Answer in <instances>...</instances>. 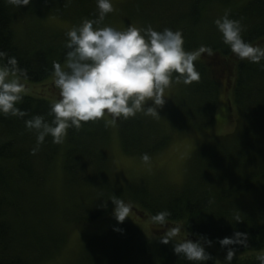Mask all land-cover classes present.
Masks as SVG:
<instances>
[{
  "label": "trees",
  "instance_id": "obj_1",
  "mask_svg": "<svg viewBox=\"0 0 264 264\" xmlns=\"http://www.w3.org/2000/svg\"><path fill=\"white\" fill-rule=\"evenodd\" d=\"M38 1L30 2L25 9L10 0H0V50L7 54L0 58V64L14 57L17 68L26 74L21 80L34 83L53 72L54 62L65 60L66 32L85 19H96L99 11L96 0ZM235 1H134V12L128 17L137 20L140 27L180 30L186 50L194 51L204 45L212 49V54L204 53L194 62L200 73L199 81L185 84L179 79L184 84L182 93L178 104L165 114L166 127L163 121L144 113L116 119L114 124L123 152L130 156H149L165 148L175 130L208 128L216 114L222 84L231 87L232 98L228 101L239 110L236 122L242 119L244 123L235 132L243 133L244 139L220 152L219 159L202 158L205 168L192 170L190 174L196 176L189 174L181 186L159 192L156 190L159 187L147 183L131 188L129 183L127 188L117 187L105 151L110 139L108 119L82 122L79 129L69 128L61 155L68 195L80 196L76 203L86 198V203L93 206L79 214L77 221H89L109 212L114 207L113 195L130 202L133 211L144 212L150 218L165 210L170 213L164 224L154 222L157 227L149 238L142 237L139 226L117 223L110 228V235L109 232L106 235L109 238L98 242L99 250L88 260L90 264H192L174 253L173 246L179 240L160 242L179 221H183L188 239L195 241L204 235L223 250L242 253L232 258L230 264H260L257 257L264 255V60L253 63L238 58L223 42L213 22L218 17L212 10L219 13L222 7L231 8L230 18L241 22L244 40L264 47V0H247L238 5ZM53 11L71 26L48 31L31 21L35 16ZM21 13L24 30L23 37H18L14 22ZM39 87L37 91L41 93ZM51 88L59 99V89L54 83ZM53 104L44 97L23 94V99L17 102L23 115L0 113V264L42 263L54 256L65 237V230L57 224L61 218L68 222L66 208L61 206L59 211V201L56 202L48 188V177L62 143H54L49 135L37 147L36 133L26 125L27 120L37 115L51 122ZM242 168L244 174L239 171ZM206 173L211 176L209 181ZM248 191L260 195L259 208L235 213L230 209L237 205L235 197ZM236 233L246 234L247 242L219 243L225 237L235 239ZM205 248L212 259L204 264H215L214 252L207 244Z\"/></svg>",
  "mask_w": 264,
  "mask_h": 264
},
{
  "label": "clouds",
  "instance_id": "obj_2",
  "mask_svg": "<svg viewBox=\"0 0 264 264\" xmlns=\"http://www.w3.org/2000/svg\"><path fill=\"white\" fill-rule=\"evenodd\" d=\"M17 7L29 5L31 0H10ZM98 17L85 19L66 32V58L62 65L54 62V85L59 89V100L52 105L53 120L34 116L26 121L29 129L36 133L37 147L49 135L54 143H63L69 128L79 129L82 122L96 121L106 114L113 122L118 118L128 119L138 113L159 116L157 109L165 103V90L175 79L185 84L200 80V73L194 63L202 54H212L210 47L201 45L197 50L184 48V37L180 30L164 28L162 31L147 27L128 25L121 31L112 26L95 27L108 13L113 12L112 0H97ZM230 10L213 22L221 33L223 42L240 59L253 63L264 60V47L244 40L242 24L230 18ZM7 54L0 50V58ZM17 61L9 57L0 64V113L23 115L17 102L23 99L26 78L23 70L17 68ZM151 101V106H145ZM36 149H33L35 151ZM147 162L149 156L143 154ZM112 215L117 222H123L132 211V204L113 195ZM170 213L165 210L152 217L154 222L164 224ZM237 221L239 219L237 218ZM116 231L122 229L115 228ZM182 227L176 225L167 231L161 243L167 244L179 238L173 246L177 255H182L192 264H204L212 259L205 244L212 240L200 235L195 241L188 239ZM246 234L236 233L235 239L225 237L221 245L246 243ZM234 249H229L225 260L230 264ZM264 264V255L258 256Z\"/></svg>",
  "mask_w": 264,
  "mask_h": 264
},
{
  "label": "rangeland",
  "instance_id": "obj_3",
  "mask_svg": "<svg viewBox=\"0 0 264 264\" xmlns=\"http://www.w3.org/2000/svg\"><path fill=\"white\" fill-rule=\"evenodd\" d=\"M73 1L75 2L76 0ZM134 1L135 0H112L115 10L105 21H102L101 24L95 27L109 25L121 31L125 30L128 25L140 27L137 20H130L128 17L134 12ZM245 1L247 0H237L235 3L238 5ZM31 2L39 3L38 0H31ZM24 8L26 9L25 6ZM229 9L231 8L222 7L219 13H216L215 10H212V12L216 14L217 17H220ZM22 17L23 13H21L14 22V29L18 37H23L24 29L21 21ZM31 21L37 22L38 27L48 31H60L63 28H69V26H71L67 19L60 17L54 11L52 14L47 12L46 15L35 16ZM26 35L27 34H25L24 40L28 39ZM64 63L65 60L61 64L63 65ZM53 80V72L38 83L22 80L26 85L24 94L44 97L55 104L59 99L56 92H52L53 89L51 87ZM183 85L182 81L175 79L165 90V103L157 109L159 116H154L161 122L163 121V127H166L164 121L165 114L167 115L169 108L171 109L178 104ZM37 87H39L42 94L37 91ZM34 88L36 89L34 90ZM230 88V85H228L227 88L225 84L220 86L216 114L212 124L208 128L203 130H193L190 128H184L183 131L175 130L176 132L173 134L167 146L149 155V160L147 162L142 159V156H130L123 152L120 146L117 128L111 120V116L106 114L103 118L109 121L110 126L108 129L110 130V139L107 142L105 151L109 160L110 173L112 175L110 176L115 180L117 187L123 189L126 187V184L129 183V188H131L132 186L136 187V184L147 183L151 187H159L156 189L159 190V192L167 191L170 187H179L192 170L195 168L200 169V167L205 168V162L202 158H208L209 160L219 159L218 154L220 152H225L232 144L241 142V139H244V134L235 131L238 126H243L244 123L242 119L238 121V123L240 122L239 124L236 122V118L239 117V110H235L236 106L233 103L230 104L228 101V98H230V100L232 98ZM151 104V101H147L145 106H151ZM233 116L236 118L234 119ZM228 134H232V136L227 137ZM66 137L48 177V188L56 202L59 201L57 202L59 211H62V207L66 208L65 214L67 215L68 222L63 221L61 218V220H59L60 225L59 223L57 224L59 229L63 227V230H65V237L62 245L60 244L54 253V256L37 264H90L88 260L99 250L98 242L104 238H109L106 237V235L110 228L119 223L112 215L114 207L109 212L89 221H77L75 219L79 214L89 211V207L93 206H91L92 203H86V198L76 203L75 200L79 199L80 196L69 197L68 195L69 189L65 183L61 168V155L67 142ZM200 151L202 153L198 154ZM239 171L244 174V168ZM190 176L194 177L196 175L191 173ZM205 176L209 181L211 177L209 173H206ZM83 190L84 189H82V191ZM235 200L237 205L233 207L229 206L235 213H241V211L251 209L257 210L261 204L260 195L255 191L240 193L235 197ZM139 213L141 212L138 210L136 212L132 210L129 217H126L123 223L139 226L142 237L144 238L152 237L153 230L157 225L146 213ZM176 225L182 227V237L186 232L183 221L174 223L172 227ZM110 233L111 232H109V235ZM176 239L179 240V238ZM209 248L215 254V264L227 263L225 256L228 250H223L214 243H212ZM241 254L242 253L235 251L233 258H238ZM97 264H100V262Z\"/></svg>",
  "mask_w": 264,
  "mask_h": 264
}]
</instances>
